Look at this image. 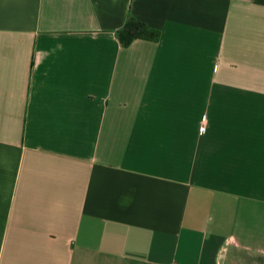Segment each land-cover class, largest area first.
Masks as SVG:
<instances>
[{"label":"crops","instance_id":"1","mask_svg":"<svg viewBox=\"0 0 264 264\" xmlns=\"http://www.w3.org/2000/svg\"><path fill=\"white\" fill-rule=\"evenodd\" d=\"M0 264H264V0H0Z\"/></svg>","mask_w":264,"mask_h":264},{"label":"trees","instance_id":"2","mask_svg":"<svg viewBox=\"0 0 264 264\" xmlns=\"http://www.w3.org/2000/svg\"><path fill=\"white\" fill-rule=\"evenodd\" d=\"M159 36L158 28L148 25L132 14L127 15L124 25L117 30V38L123 45L129 44L137 38L157 41Z\"/></svg>","mask_w":264,"mask_h":264},{"label":"built area","instance_id":"3","mask_svg":"<svg viewBox=\"0 0 264 264\" xmlns=\"http://www.w3.org/2000/svg\"><path fill=\"white\" fill-rule=\"evenodd\" d=\"M202 127H204V126L202 125Z\"/></svg>","mask_w":264,"mask_h":264}]
</instances>
